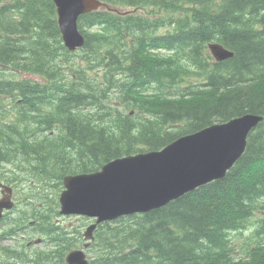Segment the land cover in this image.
<instances>
[{"label":"trees","instance_id":"trees-1","mask_svg":"<svg viewBox=\"0 0 264 264\" xmlns=\"http://www.w3.org/2000/svg\"><path fill=\"white\" fill-rule=\"evenodd\" d=\"M106 1L169 13L83 14L86 44L72 53L52 0H0V65L45 78L9 81L0 69V180L25 195L0 239L25 222L49 234L45 250L0 244V264H65L80 237L54 222L65 175L249 112L263 118L226 177L99 224L91 264H264V0ZM212 40L235 55L214 61ZM159 49L169 60L149 64Z\"/></svg>","mask_w":264,"mask_h":264},{"label":"water","instance_id":"water-1","mask_svg":"<svg viewBox=\"0 0 264 264\" xmlns=\"http://www.w3.org/2000/svg\"><path fill=\"white\" fill-rule=\"evenodd\" d=\"M66 46L75 50L85 37L79 17L102 5L101 0H54ZM217 60L233 57L223 44H209ZM262 115L246 113L183 135L160 150L116 158L93 173L67 175L60 196L62 214L97 218L85 232L94 238L97 223L166 205L213 180L222 179L243 155L247 138ZM0 218L11 208L12 187L0 182ZM90 243H85L88 247ZM67 264H89L84 249L71 250Z\"/></svg>","mask_w":264,"mask_h":264},{"label":"rangeland","instance_id":"rangeland-1","mask_svg":"<svg viewBox=\"0 0 264 264\" xmlns=\"http://www.w3.org/2000/svg\"><path fill=\"white\" fill-rule=\"evenodd\" d=\"M162 7L161 6H157V9H156V12L154 13V10H155V8H153V7H148V8H145V9H141V8H139L138 10H142V11H144V12H146V13H148L149 15H151L152 17H156V16H153L152 14H157V13H161V11H160V9H161ZM129 9H132V8H129ZM161 32H164V31H167V27H163L161 30H160ZM156 54V56H154V59H152V60H150L148 63L149 64H153V62H155V61H160V60H169V56H165L163 53H155ZM159 54V55H158ZM146 56V55H145ZM30 75V76H29ZM26 76L28 77V78H30V77H37V76H34V75H31V74H26ZM4 79H6V80H13L14 78L11 76V75H6L5 76V78ZM36 79V78H35ZM39 79V78H38ZM125 109H127V111L128 112H130L131 113V111L132 110H134L132 107H128L127 108V106L125 107ZM126 113V112H125ZM132 115L134 114V113H131ZM17 198L19 199V198H21V199H24L25 198V195L24 194H19L17 191H16V193H14V200L15 201H17ZM18 205H22L21 204V202L20 203H18ZM14 214H16V213H12L11 215H14ZM60 218V221L61 222H64L65 224H68V225H72L73 223L75 224V225H78L79 223H78V219L76 218V217H59ZM29 223V222H28ZM24 224H26L27 225V222H25ZM3 226V228H0V234L2 233V231L5 229V231H7L9 228L8 227H6L5 228V226L4 225H2ZM7 226V225H6ZM74 229V228H73ZM44 233L46 234V235H49V234H47L45 231H44ZM25 235V236H27V237H29V238H33V240H37L39 237H41V238H43L44 240H46V236L45 235H43L42 233V235L41 234H38V232H33L31 229H28L27 230V232H21V234L20 235ZM20 235H15L12 239H13V241L14 242H17L15 239H17V238H19L20 237ZM244 234H241V235H237V236H235V238H234V243H235V245L238 243V242H245V239H244ZM4 239L5 238H1V240L3 241V242H0V244H1V246H3V245H8L9 244V242H8V240H6V241H4ZM16 245L17 244H14V245H12L13 247H16ZM241 245H244V243L243 244H238V245H236L237 247H240ZM34 247L35 248H38V249H40V250H42V249H44V247H46L45 246V244L44 243H40V244H35L34 245ZM245 248L243 247V250H244ZM243 250L242 251H240V252H243ZM239 252V253H240ZM89 254H91L90 252H89Z\"/></svg>","mask_w":264,"mask_h":264},{"label":"bare ground","instance_id":"bare-ground-1","mask_svg":"<svg viewBox=\"0 0 264 264\" xmlns=\"http://www.w3.org/2000/svg\"><path fill=\"white\" fill-rule=\"evenodd\" d=\"M234 52V51H233ZM2 96L5 98V99H7V100H12V101H16L17 100V98H18V95H16V94H14V93H11V94H7V93H4V94H2ZM18 100H21V99H18ZM18 108H20V107H18ZM249 113H251V112H249ZM255 114H257V113H255Z\"/></svg>","mask_w":264,"mask_h":264},{"label":"flooded vegetation","instance_id":"flooded-vegetation-1","mask_svg":"<svg viewBox=\"0 0 264 264\" xmlns=\"http://www.w3.org/2000/svg\"><path fill=\"white\" fill-rule=\"evenodd\" d=\"M73 236L70 235V238H72Z\"/></svg>","mask_w":264,"mask_h":264}]
</instances>
